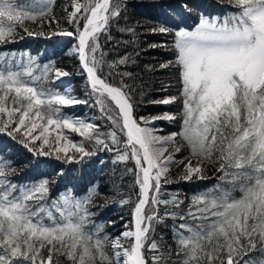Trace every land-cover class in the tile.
<instances>
[{"label":"snow or ice","instance_id":"1","mask_svg":"<svg viewBox=\"0 0 264 264\" xmlns=\"http://www.w3.org/2000/svg\"><path fill=\"white\" fill-rule=\"evenodd\" d=\"M218 3L219 14L202 13L191 28L152 29L174 36V60L160 68L175 66L179 90L151 103L182 107L137 118L133 89L123 79L109 82L131 57L109 61L99 43L101 33L119 21L124 0H70L67 23L74 30L60 27L54 0H0V134L37 158L53 156L82 168L100 152L114 153L113 163L134 161L128 172L139 189L131 223L112 237L96 222L98 183L89 182L86 190L66 185L53 196L58 181L20 183L12 162L0 157V264H264V0ZM20 30L29 37L76 39L74 51L95 97L92 106L110 122L107 132L96 118L65 112L88 101L62 88L60 79L69 74L54 60L30 50H5ZM118 30L135 35L134 28ZM156 121H178L179 129L160 135L152 126ZM65 130L82 139L73 140ZM172 165L185 182L208 179L215 166L217 183L194 194L186 212L179 193L162 198V187L175 182ZM64 175L61 167L57 176ZM168 219L174 246L150 237Z\"/></svg>","mask_w":264,"mask_h":264},{"label":"trees","instance_id":"2","mask_svg":"<svg viewBox=\"0 0 264 264\" xmlns=\"http://www.w3.org/2000/svg\"><path fill=\"white\" fill-rule=\"evenodd\" d=\"M124 3L126 8L119 21L113 20L108 32L101 33L99 37L101 51L107 53L109 61L126 54L131 57L127 65L113 70L109 82L118 85L123 79L124 83L133 89L137 118L151 113H176L182 104L151 103L162 97L178 95L179 90L178 72L175 66L160 68L162 63L174 60L175 54L172 48L174 36L153 33L152 29L161 24L171 28L177 26L191 28L198 21L200 14L217 15L222 8L218 0H124ZM69 4L70 0H54L53 11L55 17L61 21L60 27L74 30V27L67 23L68 13L71 11ZM125 27L134 28L135 35L118 30ZM109 35L112 37L111 42H108ZM21 37H23L22 40ZM76 44L74 37L57 36L53 40H48L42 37H29L20 30L17 42L9 45L5 50L17 52L30 50L33 55H44L45 60H54L62 71L69 74L66 79L69 81L71 94L78 99L88 101V104H78L67 108L65 112L85 119L96 118L102 131L107 132L110 122L102 117L98 106H92L95 97L89 95L90 86L81 69L78 54L74 51ZM153 44L164 46L153 48L151 47ZM104 72L108 73L107 67ZM125 72L131 73V78L122 77L121 74ZM60 83L63 88L64 82L60 81ZM156 125L160 130L159 133L164 135L179 129L178 121L176 123L156 121ZM65 131L75 141L82 139L75 133ZM86 147L92 150L93 144L86 142ZM187 155L188 152L185 151L177 154L176 158L179 160ZM0 157L12 162L19 173L15 179L20 183H27L41 177L58 181L53 185L55 188L53 196L63 191L66 185L86 190L89 182L98 183L99 195L94 198V203L99 205L94 209L97 213L96 222L103 223L105 231L112 237L118 236V233L131 223V212L139 191L138 187H134L135 176L128 172V169L135 167L134 161L113 163L114 153L100 152L92 158V163L84 168L79 164H62L53 156L35 157L18 140H13L6 134H0ZM61 167L65 175L58 177L57 173ZM211 168L215 169V166ZM215 175L214 171L213 175L206 180L185 182L178 180V168L172 165L170 178L175 182L162 187V198H170L164 193H179V198L185 201L183 211L186 212L194 194L205 191L217 183ZM125 199L130 202L122 206L120 201ZM161 215H163V209H161ZM172 228L173 221L168 219L155 226V232L150 233V237L165 246H174ZM145 255L146 259L151 261L153 253L147 248Z\"/></svg>","mask_w":264,"mask_h":264},{"label":"rangeland","instance_id":"3","mask_svg":"<svg viewBox=\"0 0 264 264\" xmlns=\"http://www.w3.org/2000/svg\"><path fill=\"white\" fill-rule=\"evenodd\" d=\"M79 59V58H78ZM80 65H81V63H80ZM82 69V68H81ZM83 70V69H82ZM83 73L85 74V77H86V79H87V74L83 71ZM60 81H63L64 82V85H63V88H69V81L66 79V77H63V78H61L60 79ZM163 98H165V97H162V98H160V99H163ZM159 99V100H160ZM164 113H151V114H148V115H146V117H151V116H158V115H163ZM154 128H156V129H158V126L156 125V122L152 125ZM158 134H160V135H164V134H162V133H159L158 132ZM214 171H215V169H213V168H211V166L209 167V169H208V171H207V173H206V175H207V177H210V176H212L213 175V173H214ZM131 221H132V218H131ZM126 230V228L125 229H123V230H121L119 233H118V235H120L123 231H125Z\"/></svg>","mask_w":264,"mask_h":264},{"label":"water","instance_id":"4","mask_svg":"<svg viewBox=\"0 0 264 264\" xmlns=\"http://www.w3.org/2000/svg\"><path fill=\"white\" fill-rule=\"evenodd\" d=\"M81 66V68H82V65H80Z\"/></svg>","mask_w":264,"mask_h":264}]
</instances>
